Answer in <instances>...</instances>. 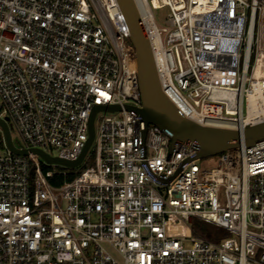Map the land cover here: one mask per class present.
Segmentation results:
<instances>
[{"label": "built area", "instance_id": "built-area-1", "mask_svg": "<svg viewBox=\"0 0 264 264\" xmlns=\"http://www.w3.org/2000/svg\"><path fill=\"white\" fill-rule=\"evenodd\" d=\"M133 3L160 87L186 118L264 121V0ZM162 7L167 27L153 19ZM0 100L17 146L66 160L85 145L92 107L120 106L95 113L76 166L89 149L93 159L70 179L76 166L3 144L0 264H264V139L199 167L183 162L196 144L170 148L165 131L126 110L140 90L116 0H0ZM195 220L227 235L200 236Z\"/></svg>", "mask_w": 264, "mask_h": 264}, {"label": "water", "instance_id": "water-1", "mask_svg": "<svg viewBox=\"0 0 264 264\" xmlns=\"http://www.w3.org/2000/svg\"><path fill=\"white\" fill-rule=\"evenodd\" d=\"M129 28V38L134 47L137 79L140 90V106L125 104L126 110H131L143 120L145 124L153 123L165 131L170 138V148L176 141H190L197 145V151L193 156L186 158H203L216 155L229 148L245 144L249 146L264 139V121L245 124L243 127L229 128L198 124L186 118L171 99L162 91L156 74L154 61L151 53L149 40L142 26L133 0H116ZM99 110L109 112L120 110L119 105H95L92 107L88 117V138L79 156L74 160L61 159L50 156L38 148L26 149L17 146L13 141L8 116L0 117V130L3 142L8 150L16 154L26 155L28 153L38 154L48 163H57L66 166H76L90 146L93 135V119ZM145 130H142V138ZM157 181H167L156 177Z\"/></svg>", "mask_w": 264, "mask_h": 264}, {"label": "rangeland", "instance_id": "rangeland-1", "mask_svg": "<svg viewBox=\"0 0 264 264\" xmlns=\"http://www.w3.org/2000/svg\"><path fill=\"white\" fill-rule=\"evenodd\" d=\"M153 14V19L155 24L158 27H167L169 26L168 23L166 22V18H167V14H168V9L167 7H162V8H158V9H154L152 11ZM1 102V100H0ZM118 113H115V116H118ZM11 135L14 141H16V139H19V136L17 135V133L15 131H11ZM3 139H2V135H1V130H0V154H2L4 152V147H3ZM93 159V150L89 149L88 153H87V161H85L84 163L73 167V168H65V171L67 172V178L70 179L72 176L76 175L77 173L80 172V170H82L85 166H87ZM217 159H218V155H212V156H207V157H203L197 160V164L199 165V167H211L214 166L217 163ZM43 168L46 169H63L60 167H55L53 165H43Z\"/></svg>", "mask_w": 264, "mask_h": 264}, {"label": "trees", "instance_id": "trees-1", "mask_svg": "<svg viewBox=\"0 0 264 264\" xmlns=\"http://www.w3.org/2000/svg\"><path fill=\"white\" fill-rule=\"evenodd\" d=\"M195 222V232L196 234L206 237L211 240H217L216 236L217 234H220L222 236H226L227 232L224 230L219 229L218 227L211 225L209 223L205 222H199V221H194Z\"/></svg>", "mask_w": 264, "mask_h": 264}, {"label": "bare ground", "instance_id": "bare-ground-1", "mask_svg": "<svg viewBox=\"0 0 264 264\" xmlns=\"http://www.w3.org/2000/svg\"><path fill=\"white\" fill-rule=\"evenodd\" d=\"M211 124L213 126H218V127H229V128H233L235 126L234 121H230V120H221V119H216L214 121L211 122Z\"/></svg>", "mask_w": 264, "mask_h": 264}]
</instances>
